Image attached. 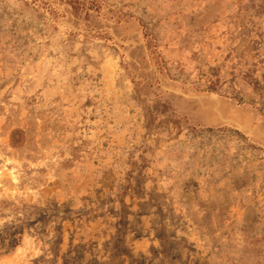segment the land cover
I'll list each match as a JSON object with an SVG mask.
<instances>
[{
    "label": "rangeland",
    "instance_id": "rangeland-1",
    "mask_svg": "<svg viewBox=\"0 0 264 264\" xmlns=\"http://www.w3.org/2000/svg\"><path fill=\"white\" fill-rule=\"evenodd\" d=\"M0 264H264V0H0Z\"/></svg>",
    "mask_w": 264,
    "mask_h": 264
}]
</instances>
